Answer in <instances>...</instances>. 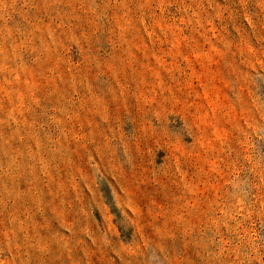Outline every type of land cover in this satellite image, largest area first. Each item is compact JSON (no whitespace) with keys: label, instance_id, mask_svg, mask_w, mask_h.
<instances>
[{"label":"rangeland","instance_id":"obj_1","mask_svg":"<svg viewBox=\"0 0 264 264\" xmlns=\"http://www.w3.org/2000/svg\"><path fill=\"white\" fill-rule=\"evenodd\" d=\"M0 264H264V0H0Z\"/></svg>","mask_w":264,"mask_h":264}]
</instances>
